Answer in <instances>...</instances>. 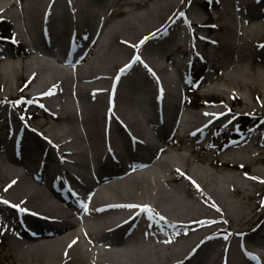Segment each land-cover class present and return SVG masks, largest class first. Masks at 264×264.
Instances as JSON below:
<instances>
[{
    "label": "bare ground",
    "instance_id": "1",
    "mask_svg": "<svg viewBox=\"0 0 264 264\" xmlns=\"http://www.w3.org/2000/svg\"><path fill=\"white\" fill-rule=\"evenodd\" d=\"M212 1L222 39L189 33L204 22L183 0H0V21L22 19L29 58L0 67V100L12 98L11 78L32 70L35 83L17 100L34 124L18 126L0 103V254L9 264H264V214L244 187L264 188V0ZM8 43L1 58H16ZM209 44L221 65L201 53ZM178 52L191 72L213 66L216 77L192 79L204 93L241 97L235 121L222 128L219 105L186 108ZM236 122L246 125L238 138L226 133ZM191 156L200 163L190 166Z\"/></svg>",
    "mask_w": 264,
    "mask_h": 264
},
{
    "label": "rangeland",
    "instance_id": "2",
    "mask_svg": "<svg viewBox=\"0 0 264 264\" xmlns=\"http://www.w3.org/2000/svg\"><path fill=\"white\" fill-rule=\"evenodd\" d=\"M28 1L29 0H24V2H23L24 5H27ZM25 7H27V6H25ZM124 8L131 9V7H129L128 5H125ZM183 9H186L188 11V13H190L197 20L204 22L203 27H201V26L196 27V25L194 26L195 28H192V29H191V27H189L190 28L189 33H191V31L194 30V31H197V32H200L203 34L209 33V36H215L216 34H219V36H218L219 39L220 38L222 39L221 33L219 31H217V29L215 28V24L218 23V20L216 18L217 9L214 7L212 0H183ZM15 13L18 15L19 9H16ZM14 21L15 22L9 20V16H8V17L3 18V20L1 21L2 23L0 22V28H2V24L4 25V27L8 26L9 31H10V35L12 37L11 42L19 44V46H16V47H14V46L8 47V49H10L13 54H15L16 58H12L9 56H4V58H1L2 53L0 52V67L4 66L5 63H10V64L19 63L22 61H27L29 59L27 54H23V55L21 54L23 52L25 53V50H27L28 46H27V44H25V42L21 38L18 37V34H19L18 27L21 25L22 19L16 18ZM190 38H191V36H190ZM191 40H192V38H191ZM192 42H193V40H192ZM194 43H199V46L203 45V41H200V40L195 39V38H194ZM203 47L200 48V51H201V53L206 55L207 60L209 59L211 61L210 64L213 63V64H220L221 65V63H219L217 59L219 58V56L223 55L222 50H220V48L215 46L214 44H209L207 46V48L205 46H203ZM41 57H42V55H41ZM43 58L46 59V55L43 54ZM173 58H174V61H176V60L182 61L183 62L182 66H185V69H186V70H184L183 75L178 74V73H176L177 70L175 68L176 66H175L174 62H172V63L168 62V68L170 69L171 73H174V74L176 73L175 78L180 79V76H183L184 79L186 78L185 82L183 83V87L185 88V95H184L185 96V103L189 104V105L187 104V107H186L187 109H189L191 111L194 110V108H195L194 105L198 104L196 102H200V100L202 98H206V99H215L216 102H218L220 104H218V103L212 104V105L204 104L202 110L207 109L206 107H208V109H212L215 107V105H219L220 107L224 108V111L226 113L234 114L231 111V109L232 108L237 109L241 105V102H242L241 97H239L237 95L239 100L236 102L233 101V104H231L230 100H229L231 92H229V91H227V92H222V91H217V92L214 91L213 92L212 91V92L207 93V94L204 93L203 87L200 86V88H198V85L201 83V81L203 79H199L195 83L191 82L192 79H197L198 75L203 72L202 64L197 63V65L195 66V69H193V71L191 72L192 69L190 66L189 58L185 57L181 52L173 54L171 59H173ZM1 59H3V60H1ZM212 67H209L210 70H208V72L204 75V77L206 79L216 77V71ZM31 72H32V70L27 72L24 77H21L19 79L11 78L7 82V84H9L13 87V90L11 93L12 98L7 99L4 102L0 100V103H5L6 104L5 107L6 108L8 107L9 111H11L10 116L12 118V121L15 122L18 126H21L24 122H26L27 124H30V125L35 123V117H32L28 114L25 116L19 114L22 111H24L25 109L22 108L23 105L20 106L19 103H17V100H19V102H21V100L23 99L21 97H23L24 94H26L29 91L30 92L33 91V87H34L35 83L30 78H27V75ZM218 77L221 79H219L216 83L221 84L222 78L224 77V75H221ZM190 78H191V81H190ZM6 80H8V79L6 78ZM0 81H4V77H0ZM4 82L6 83V81H4ZM237 87H238V89L236 91L238 92V94L240 96H244V94H243L244 90H242L243 88H241L240 86H237ZM4 89H5V86L0 87V95H6V92ZM197 98H198V100H197ZM169 99H170V97H169ZM251 100L253 101L252 103H258V101L255 100V98L253 99V94L251 95ZM42 101H43V103H46L45 97H43ZM15 104H18V105L15 107L14 106ZM177 104L180 108L182 107V103H181V100H179V98H178ZM27 109L29 110V108H27ZM37 112H38V114H42L40 109H38ZM38 120L43 121V122L46 120L54 121V122L56 121L52 117H48V116H42L41 117V115H40ZM196 159L197 158L195 156H191L190 166L193 164H199L200 163L199 161H197L198 159L197 160ZM206 167L209 169V171L211 173H216V174L218 173L217 168L210 166V165H207ZM216 167H218V169L225 170V171L232 168V167L225 168L223 166H216ZM236 171H238L242 176L245 173V172H243V170H236ZM244 187L246 188L247 193L257 194V192H258V195H256L257 196L256 200L261 205L258 209L257 216L260 213L264 214V188L262 189L260 187L259 188L254 187L252 184H249V183L244 184ZM231 192L237 196L239 195L237 193H234V191L232 189H231ZM2 247H3V243H1V241H0V251H1V249H3ZM262 249H264V248H262ZM0 264H9V262L6 259L1 257V254H0Z\"/></svg>",
    "mask_w": 264,
    "mask_h": 264
},
{
    "label": "trees",
    "instance_id": "3",
    "mask_svg": "<svg viewBox=\"0 0 264 264\" xmlns=\"http://www.w3.org/2000/svg\"><path fill=\"white\" fill-rule=\"evenodd\" d=\"M0 36H8V35H10L9 33H10V31L9 30H6V29H4V28H2V29H0ZM210 100H215V99H210Z\"/></svg>",
    "mask_w": 264,
    "mask_h": 264
},
{
    "label": "snow or ice",
    "instance_id": "4",
    "mask_svg": "<svg viewBox=\"0 0 264 264\" xmlns=\"http://www.w3.org/2000/svg\"><path fill=\"white\" fill-rule=\"evenodd\" d=\"M4 203H8V201H4Z\"/></svg>",
    "mask_w": 264,
    "mask_h": 264
}]
</instances>
